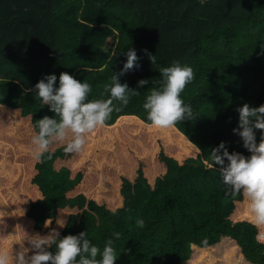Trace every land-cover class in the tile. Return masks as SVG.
<instances>
[{
  "label": "rangeland",
  "instance_id": "1",
  "mask_svg": "<svg viewBox=\"0 0 264 264\" xmlns=\"http://www.w3.org/2000/svg\"><path fill=\"white\" fill-rule=\"evenodd\" d=\"M253 3L255 11L249 19L201 42V56L190 65L195 78L181 94L194 111L192 120L168 129L151 126L143 104L152 88L159 87L160 79L138 88L137 82L129 79V71L120 82L140 94L121 111H114L103 127L88 134L82 152L63 151L72 135L69 132L64 141H52L48 149L51 159L46 154L43 163L31 156V138L37 131L36 121L55 114L34 98L35 84L45 75L59 78L67 72L92 85L89 99H107L104 86L123 67L126 56L122 53L126 51L115 48L102 72L76 71L69 59L57 57L32 64L36 81L31 92L16 89L9 103L11 96L7 95L11 111L0 104V254H8L9 264L12 257L15 264L23 248H31L27 237L47 235L52 229L61 236L87 231L88 239L101 249L113 238L115 264H154L160 258L163 236L144 207L147 191L165 186L181 192L188 207L198 206L202 188L183 161L221 142L234 151L233 129L239 119L236 109L244 104L258 107L261 91L256 70L264 53V0ZM110 46L109 41L106 48ZM20 63L19 69L23 66ZM16 69L10 60L0 58V79L13 80L21 70ZM249 203L243 194V203L235 207L231 220L255 225L258 240L264 243V224L256 222ZM60 219L66 221L63 228L58 225ZM139 219L144 220L143 228L137 225ZM114 232L120 233L118 240L112 236ZM32 254L29 251L27 255ZM189 264L247 263L236 245L224 240L208 249H194Z\"/></svg>",
  "mask_w": 264,
  "mask_h": 264
},
{
  "label": "trees",
  "instance_id": "2",
  "mask_svg": "<svg viewBox=\"0 0 264 264\" xmlns=\"http://www.w3.org/2000/svg\"><path fill=\"white\" fill-rule=\"evenodd\" d=\"M254 5L253 0H0V58L10 60L16 71L23 63L20 71L14 70L13 80L0 79L1 108L12 110L6 99L10 95L11 102L16 89H31L36 81L32 64L55 57L69 59L76 71L102 72L115 48L127 51L137 46L140 67L129 72V79H160L145 49L157 55L160 66L174 61L190 66L201 56V42L249 19ZM261 44L264 49V36ZM256 76L259 107L264 105V53ZM233 136L234 151L250 156L242 139ZM256 136L259 143L260 130ZM213 148L207 146L203 154L182 164L202 188L198 206L188 207L181 192L165 186L147 191L144 207L164 242L154 264H189L194 249H208L224 240L236 245L247 264H264V243L258 240L256 226L231 220L235 207L243 203V193L222 184L220 166H210Z\"/></svg>",
  "mask_w": 264,
  "mask_h": 264
},
{
  "label": "clouds",
  "instance_id": "3",
  "mask_svg": "<svg viewBox=\"0 0 264 264\" xmlns=\"http://www.w3.org/2000/svg\"><path fill=\"white\" fill-rule=\"evenodd\" d=\"M144 52L160 73L159 87L152 88L143 104L151 126L168 129L179 122L192 120L194 111L185 103L181 94L195 78L193 68L179 61L172 62L171 66H160L156 54L153 55L147 49ZM122 54L126 56V62L119 73H113L110 83L104 86L107 99H89L92 85L87 80L78 81L67 72H62L59 78L56 74L45 75L35 84L32 89L35 91L34 98L47 105L55 114L52 117L45 115L36 121L37 131L31 138V156L36 162L43 163L46 154V158L51 159L48 154L49 145L53 140L64 141L69 132L72 135L63 151L66 154L82 152L88 134L103 127L114 111H121L133 96L140 94L130 89L127 83L122 84L119 79L140 67L137 52L128 48ZM149 83L148 79H141L137 82V87L141 88ZM114 102H118L119 106ZM236 111L239 113L238 127L233 129V133L242 139L243 147L251 155L246 157L236 151L230 153L226 143L221 142L210 152V166H220L219 177L222 184L231 192H242L250 202L249 208L256 222L264 224V105L251 107L244 104ZM256 130H260L259 143ZM58 225L63 228L66 221L60 219ZM137 225L143 228L144 220L139 219ZM112 236L118 240L120 233L114 232ZM27 239L31 248H23L15 258V264H115L117 260L113 238L107 239L101 249L88 239L87 231L78 235L61 236L58 230L52 229L47 235L36 234ZM51 248L55 251H49ZM29 251L33 252L30 256L27 255ZM0 264H9L7 253L0 254Z\"/></svg>",
  "mask_w": 264,
  "mask_h": 264
},
{
  "label": "crops",
  "instance_id": "4",
  "mask_svg": "<svg viewBox=\"0 0 264 264\" xmlns=\"http://www.w3.org/2000/svg\"><path fill=\"white\" fill-rule=\"evenodd\" d=\"M22 68H23V66H22ZM22 68H20V69H22ZM20 69H19V70H20ZM232 151H233V150H232ZM231 217H232V215H231Z\"/></svg>",
  "mask_w": 264,
  "mask_h": 264
}]
</instances>
